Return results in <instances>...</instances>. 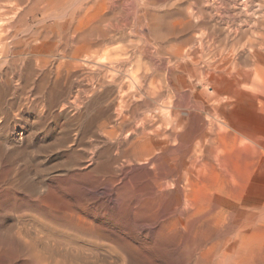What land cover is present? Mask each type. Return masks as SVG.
<instances>
[{
	"label": "bare ground",
	"instance_id": "bare-ground-1",
	"mask_svg": "<svg viewBox=\"0 0 264 264\" xmlns=\"http://www.w3.org/2000/svg\"><path fill=\"white\" fill-rule=\"evenodd\" d=\"M42 1L47 2V6L44 7V8H46V11H49L50 14H53V16L55 14L54 24H52L54 26L50 25L52 27H47L46 25H44L41 27L40 31L39 30L38 31L34 30L35 32H32V30L31 31H29V30L25 31L29 34L23 33L24 35H22L21 38H19L20 35L18 36L17 31H15L14 33L11 32V34L10 35L8 34L9 35L8 36L7 32L10 29L18 30V27L20 28L21 24L23 25L25 15L27 13H29V10H27V5L31 6L30 7L31 10L34 9V11L35 10L38 11V7L40 5H42V4H40L38 6V4ZM109 1L110 0H94L88 4H79V3H73V2H71V0H59V1L58 0H0V116L4 117L3 118L4 121L0 120V131H2V130L4 131V132L2 131L3 134L0 135V228L3 231H6L5 233H7V235L9 237H12L15 240L28 241L27 239L31 240V238L32 239L34 238L35 241L38 242L37 245H41V247L36 246L37 250L35 249V251L37 253L33 249H32L33 250V252H32V250H31L32 245L30 244V240L28 241V243L31 245V247H30V251L28 250V253L26 252L25 256L27 257V261L25 264H61V261L66 257H70V258L74 257V258H76L74 260L78 259L79 261L82 262V264H107V263L108 264H120V263L121 264H153V262L151 260L152 254L147 252V251L152 250V249H150V247L153 244L149 243L148 240L144 241V242H142L143 241L142 240L141 242H139L138 238H137L138 236L136 237V235H135V231L137 232V230L129 229L126 231V233L125 232L121 233L122 231L121 232L119 231L120 232L119 233L115 230L114 231L110 230L109 227H108L109 229H107L105 227L106 224L104 226L102 224L103 222L101 221L102 222L101 223L98 220V218L100 216L94 214L93 212H89V210L87 208L83 207V205L87 204V202H84V204H82V206H81V203L83 201H85L86 199L85 200L82 199V201H72V200H64L63 198L60 199V197L58 196L59 199L57 201L59 204H57L55 200H52V199L50 200V198H49L50 196H48V192H50V191L49 190L47 191V189H46L47 186L45 185V180H46L45 177H48L51 175H54V176L56 175V177L58 176V178H59L60 176H62L65 173H68V172H66V170H63L64 166H62L63 169H60L58 166H53V165L51 167H45L47 165L48 166L51 165V164H48L50 161L47 158L48 156H50V153H51L50 150L46 153H43V155L44 154L45 155L43 157L44 159L43 160L41 159L42 162L44 161V163L41 162L42 165H41V163L39 164V162L36 163V160H35L39 156V153L43 152L44 149L48 148L46 145H44V146L37 145L36 142L41 140L40 138L42 137V135H46V137H49L54 133L55 126H57V125H54V121L59 120L58 119L59 117L55 116V112L57 111V110L55 111V109L60 108V107L58 108V106L61 103V101L65 102V104L62 103L63 104L62 108L64 107L63 110H60L59 115L61 117L66 116L65 119L67 117L70 118V112L71 111L72 112L74 111V113H75L74 115H76L75 111L77 109V106H79V105H77V102L80 101L79 99H81V98L79 97V95L82 92L78 91L79 93H77L74 96L75 98L73 97L74 99L72 98L73 100H70L71 98H69V100H67L68 98L62 100L64 98L65 94L72 92L71 91L72 88L69 90L70 81L75 76L76 71L83 68V67L90 66V67H93L97 70L95 72H99L102 74L103 68L107 67L106 63H108L109 66L110 65L114 66L113 62H114L116 57H114L115 55H113V54L114 53L119 54V52L121 51V48H125L124 43H123L124 45L121 43L123 45V47H120L121 46L120 44L117 45L119 43L118 40L123 39L125 36L123 38L120 37V35L118 34V31L120 28H118L116 25H110V26H106V27L96 26L95 24H94L95 26L91 25L93 22H96L99 18V17L96 18V15L94 14V11L97 9V7H100V9L105 8L107 6V3H109ZM125 1H127V0H125ZM136 1H138V0H136ZM140 1H142V0H140ZM187 1H189V0H187ZM219 1H222V0H219ZM243 1H245V0H243ZM58 2H64V3H62V5L65 4L66 6L68 3L71 4L70 8H68V11H66L65 14H62V13L56 14V12L60 8V6L57 5ZM203 2H204V0H203ZM242 2H241V4H242ZM175 3H176V1H175ZM211 3H212V0H211ZM125 4H126V2H125ZM146 4L147 3H145L144 5H146ZM139 5L141 6L143 4L139 3ZM149 5H146V6H149ZM180 5H182V4L180 3L179 6ZM205 5L207 6V3H205ZM193 6H194V4H193ZM196 6H197V4H196ZM200 6H201V4H200ZM175 7H177V6L175 5ZM251 7H252V5H251ZM251 7H250V9H251ZM184 8H186V7H184ZM210 8H212V6H210ZM241 8H244V7L242 6ZM41 9H39L40 12H41ZM111 9H112V7H111ZM164 9L166 10V8H164ZM42 10H44V9H42ZM165 10H164V12H165ZM191 10H192V8H191ZM212 10H211V12H212ZM34 11H32V12H34ZM136 11H138V9ZM151 11H152V9H151ZM251 11H252V9H251ZM103 12H105V11H103ZM188 12H190V11H188ZM198 12H199V10L197 11V13ZM206 12H208V10ZM142 13H143V11H142ZM158 13L159 12H157V14ZM160 13H162V12H160ZM175 14H176V12H175ZM220 14H221V12H220ZM256 14H258V13H255L254 17H256L255 16ZM108 15H110V14H108ZM172 15H174V13ZM188 15H192V14L188 13ZM198 15H199V13H198ZM212 15H213V12H212ZM217 15H218V13H217ZM194 16H196V15H194ZM162 17H163V15H162ZM174 17H176V16H174ZM174 19L176 20V18H174ZM198 19H200V18H198ZM138 20L140 21L141 19H138ZM167 20L170 21V19H167ZM180 20H182V19H180ZM205 20H207V19H205ZM174 21H173V23H174ZM212 21H214V20H212ZM217 21L218 20H216L215 22H217ZM12 22H15V23L12 24ZM127 22H128V20H127ZM177 22L178 21H176V23ZM189 23L190 22H187V25H189ZM123 24L125 25V23H123ZM136 24H139V22L138 23L136 22ZM214 24H216V23H214ZM229 24H230V22H229ZM247 24H248V22H247ZM175 25H177V24H175ZM217 25H218V23H217ZM221 25H223V24H221ZM179 27H181V26H179ZM182 27H184V26H182ZM212 27H213V25H212ZM227 27H228V25H227ZM259 27L264 28V22L260 23ZM205 28L206 27H204L202 29H205ZM235 28L236 27L234 26V29ZM24 29H26V28H24ZM31 29H32V27H31ZM234 29H231V30H234ZM236 29H238V28H236ZM236 29H235V31H237ZM251 30H253V29H251ZM135 31H136V29H135ZM238 31H239V29H238ZM122 33H123V30H122ZM208 33H204V34L206 35ZM225 33H224L225 39L221 40V45L223 46L224 49H227V47L230 45H231L230 48L231 47L234 48L236 44L235 43L230 44L229 43V36H227ZM235 33H237V32H235ZM235 33H234V35H236ZM146 34H148V33H146ZM255 34L258 35L257 33H255ZM152 35H153V33H152ZM193 35L197 36V34H194V33H193ZM132 36L130 38H132ZM200 36H202V35H200ZM179 37H178V39H179ZM208 37L209 36H207L205 38H208ZM217 37L215 38V40L217 39ZM259 37L260 38H258L259 39L258 45L259 44L262 45V42L264 41V35H261ZM148 38H151V37L149 36ZM210 39H211L210 41L208 39H206V40H208L209 43H211L212 45L213 44L215 45L216 44L215 40H212V38H210ZM246 39H247V36H246ZM254 39L255 38H253V40ZM124 40H125V38H124ZM248 40H250V39L248 38ZM248 40H246L245 42H247ZM128 41H129V43L131 42L130 40H128ZM152 41L154 42L155 40H152ZM179 41H180V39H179ZM190 41L192 42L193 39L191 38ZM256 41H257V39H256ZM123 42H127V41H123ZM171 42H172V40H171ZM237 42L238 41H236V43ZM160 43L161 42L159 41V45H160ZM163 43H165V42H163ZM173 44H175V43L173 42ZM198 44H199V42H198ZM254 44H256V43H251L252 47H251V49H250V47L248 48V50L250 49L248 53L243 52L241 54V53L237 52V50H236L235 54L231 53L230 55H228V53H226L227 56H225V58H223L221 60V62L218 64V66H213V67H209L207 69H204L202 71V73H200V78L195 79V82H191V81L187 82L186 80H181L179 82V84L176 86L177 89L181 92H183L182 90L187 89V92L191 93L190 95L193 96L194 102L192 101L193 102L192 105H194V108H196L199 111L201 109L205 108L207 110V112L210 113V116H211V117L209 116L210 117L209 118L210 119L209 120L210 125H209L208 129L200 135V138H201L200 143L198 141V143L196 145L194 144L195 146L192 145V146H194L193 155L190 158L187 157L189 159L187 162L188 164H187V166L185 165L186 167H185V171L182 173L183 175L178 178V183H181L183 180H186V183L183 182L184 186H185V190H184L185 193L182 196L180 195V196L176 197L175 207H173L175 209L172 212L168 211L170 213H168V215L166 214V216H164L162 219H160L158 224H157L159 226V229H157V233H156L157 236L160 237L161 240L163 239L167 244H172L171 247H174V248L177 247L178 251L180 250V252L182 253L181 254L182 258L184 256L183 260L188 261L190 264H264V202L257 201L256 198L255 199L251 198L248 196L249 194L247 195L242 191V189L244 187V186L242 187V184L243 183L246 184L247 183L246 179L249 177L248 176L249 173L247 174V172H246L247 170H245V169L248 168V170H250L249 172L251 173V171H253V170H254V172H258L264 168V133L262 132V129H261L262 128L261 122H259V125H258L259 127H258L256 124H249L246 121L239 120L237 118L238 114L235 115L236 114L235 112H237L238 109L244 110L245 108H251L254 111L255 110L260 111L262 109V107H264V51L262 52L261 50H257V49L254 50V47H256V46H254ZM12 46H14L15 48L17 47V49L19 50L18 52H16L17 57L20 55H23L24 58L23 57L16 58L12 63V65L14 67L10 68L11 70H9V71L4 72L2 67L4 65L10 64L8 53L10 51L9 49H11ZM239 46L242 47L243 43H242V46L240 44H239ZM154 47H155V45H154ZM194 47L197 48L196 46H194ZM200 47H201V44H200L199 48ZM166 48H165V50H166ZM202 48H201V50H202ZM12 49H13V47H12ZM126 49H128V48H126ZM148 49H150V48H148ZM180 49H182V48H180ZM197 49H195V50H197ZM12 51H14V50H12ZM145 51H146V49H145ZM153 51H154V49H153ZM179 51H181V50H179ZM199 52L201 53V51H199ZM199 52L197 51V53H199ZM228 52H229V50H228ZM151 53H152V51H151ZM197 53H195V55ZM147 54H146V56H147ZM129 55H130V53H129ZM137 55H139V54H137ZM163 55H164V53H163ZM185 55H183V56L185 57ZM199 55L197 58H199L201 56V55L200 56ZM204 55H205V53H204ZM154 56H155V54H154ZM178 56L180 57L181 53ZM55 57H56V59H54ZM206 58H207V55H206ZM211 58L208 60H210V61L213 60ZM127 59H129V58H127ZM173 59H176V58H173ZM195 59L196 58H194V61H195ZM181 60H182V58L180 59V61ZM183 60H185V59H183ZM188 60H189V58H188ZM118 61H120V60H118ZM137 61H139L138 58H137ZM143 61H145V60H143ZM167 61H165V63ZM199 61H200V59H199ZM177 62H178V60H177ZM183 62H185V61H183ZM247 62H252V64L254 63L252 70L250 72L241 71L240 66L244 63H247ZM136 63H138V62H136ZM136 63L134 62L131 66L137 67L139 64H137V66H135ZM140 63H141V61H140ZM191 63H193V62H191ZM145 64L148 66V64L146 62H145ZM173 64H174V62H173ZM185 64H187V63H185ZM198 64H199V62H198ZM198 64H197V66H198ZM212 64L213 63H211V66H212ZM146 65H145V67H146ZM168 65H163V66L166 67ZM201 65L198 66L199 69H200ZM128 66H129V64H128ZM174 66L177 67V65H174ZM178 66H181V65H178ZM245 66H246V64H245ZM118 67H120V66H118ZM140 67H144V66H140ZM186 67H187V69L191 68L188 66H186ZM153 68H154V65H153ZM183 68L184 67H182L181 69H183ZM114 69H115V67H114ZM124 69H126V68H124ZM145 69L149 70V67L148 68L146 67ZM145 69L143 68V70H144V71H142L143 73L146 72ZM171 69H173V67ZM245 69H246V67H245ZM245 69H242V70H245ZM124 71L125 70H122V72H124ZM127 71H126V73H127ZM168 71H171V70H168ZM122 72H120V73H122ZM131 72H132V70H131ZM133 72H134V70H133ZM138 72H141V71H138ZM138 72H136V73L134 72V74L129 76L130 82L134 83L135 81H137L136 75ZM172 72H174V71L172 70ZM185 72L183 71V73H185ZM114 73H117V72H114ZM101 74L98 75V78L96 77L97 79L95 81V84L92 83L93 86L91 85V87H87V89L85 90V93L88 94V97H85V95H84L83 98L84 97L85 98L83 99L82 103H83L85 109H88V107L90 106L91 101H93V99L100 100V102H101V100H103L101 102L102 104L104 102L109 101L112 108H114V107L116 108L115 111H113L114 112L113 116L117 118L115 120L117 122H119V124L116 125L117 126L116 129L117 128L121 129L122 125L125 123V117H122V116H126V115H124L125 109L128 108V105H129L128 103L132 100V99L130 100V98H129L131 96V93H130L131 90L130 89H128V91L125 90L126 86H125L124 82L126 80L124 82H123V80H121L124 84L121 83V81L120 82L109 81L111 78H113L112 74L111 75L108 74L110 77H107L106 75H103V74L101 75ZM160 74H161V72H160ZM144 75H145V73H144ZM169 75H171V74H169ZM84 76H82V77H84ZM142 76H143V74L141 75V77ZM141 77H140V79L143 78V77L142 78ZM148 77H149V75H148ZM161 77H162V75H161ZM187 77H189V76H187ZM151 79H152V77H151ZM146 80H148V79H146ZM165 80H166V78L164 79V81ZM169 80L167 83L166 82H164V83L168 84L170 82ZM138 81H140V80H138ZM155 82H157V80ZM162 82L163 81H161L160 83H162ZM140 83H139V85H140ZM151 83H152V81H151ZM157 83H154L155 85L153 84V86H156ZM82 84H84V83H82ZM166 84H165V86H166ZM172 84H171V86H172ZM199 85L204 86V89H205L204 92L200 93L201 90L199 92V89H198V92L196 91V88ZM158 86L160 87L161 85L158 84ZM171 86H169V88ZM174 86H175V84H174ZM78 87H79V85H78ZM151 87H152V85H151ZM11 88L13 91H11ZM200 89H201V87H200ZM135 90L136 89H134L133 91H135ZM83 91H84V89H83ZM144 91H145V88H144ZM148 91H150V90H148ZM170 91H171V88H170ZM10 92H11V95L13 94V98L11 97L12 99L10 98ZM151 92L152 93H150V92H148V93H150V95H151V94H153V91H151ZM154 92H155V90H154ZM73 93L74 92H72V94ZM167 93H170V92H167ZM17 94H19V96ZM55 94H56V97H55ZM154 94H156V93H154ZM162 94H163V92H162ZM173 94H174V92H173ZM138 95H139V93H138ZM175 95H176V93H175ZM21 96H23V97H21ZM80 96H82V95H80ZM187 96H189V95L187 94ZM69 97H72V95ZM168 97H172V96H168ZM152 99H153V97H152ZM184 99H188V98H185V96H184ZM128 100H130V101L128 102ZM136 100H137V98H136ZM149 100L151 101V99H149ZM154 100L156 101V99H154ZM147 102H149V101H147ZM130 103L132 104V101ZM174 103H177V102H174ZM185 103H187V102H185ZM149 104L150 103H147V105H149ZM161 104H162V102H161ZM142 105H146V104L143 103ZM177 105H178V103H177ZM174 106H176V105H174ZM16 107H18L17 110H21L23 113L28 114V115L26 117L22 118L23 119L22 125L20 124L22 127V129L20 128L22 132L19 135L17 134L16 137H15V135L13 137L12 136L13 134H10V133H11V130L12 129L14 130L15 128H12L10 131H7V132L5 130H6V128L10 127V124L12 123L13 118H11V117L13 115V110ZM157 107L158 106H156L155 109ZM179 107H180V105H179ZM80 108H82V107H80ZM163 108H162V111L160 110L162 112L161 113L162 117H161V114L159 112H157L159 114L154 113V115H151L150 117L147 118V122L145 121L142 126L137 127L134 130L132 129L133 132H132L131 136L135 135V137H137L135 139L133 145L137 146V148L149 147L148 148L149 150H151V149L155 150V151H157V150L160 151V149L162 151L167 150L168 144H169L168 140L171 137V133L168 134L170 132L169 127L166 125V124H168V122H166L167 120L165 121L163 119L165 117H168V116H166L167 115L166 112L163 111L164 110ZM36 109H38V111L40 112L39 114L34 113V111ZM155 109H154V111H156ZM166 109L168 110L167 106H166ZM191 109H193V108H191ZM79 110H81V109H79ZM167 110H165V111H167ZM176 110H178V109H176ZM77 111H78V109H77ZM83 111L81 110L82 113H83ZM105 111L106 110H104V112ZM157 111H159V110H157ZM171 111H172V109H171ZM193 111H194V109H193ZM248 111H249V109H248ZM254 111H253L252 115L254 114ZM86 112H87V110H86ZM146 112H148V111H146ZM57 113H58V111H57ZM82 113L80 116L77 114L76 115V116H78L77 118L80 117L82 119V116H83ZM260 113L262 114V112H260ZM31 114H32V116H31ZM140 114H142V113H140ZM140 114H138V115H140ZM144 114L145 113L143 112V115ZM149 114L150 113L148 112V115ZM198 114H196V115H198ZM18 115H20V113ZM72 115H73V113H72ZM127 115L129 116V114H127ZM105 116H106V113H105ZM113 116L110 119H112ZM191 116H193V114ZM14 117L18 118L17 114ZM55 117H58L57 120L55 119ZM74 117L75 116H73V119H74ZM250 117H252V116H250ZM86 118H88V117H86ZM97 118H98V116H97ZM131 118L132 117H130V119ZM197 118H198V116H197ZM200 118H201V116H200ZM94 119L96 121V116ZM132 119H134V118H132ZM168 119H169V117H168ZM84 120L87 121V119H84ZM140 120H142V119L140 118ZM129 121L131 123V120H129ZM72 122L73 121L68 120V122L66 123V130L64 129V136H63L65 141L63 139L60 140V137H59L60 142L63 140L65 142L66 146H67V144L73 145L74 143L77 142V138L75 135H73V137H74V138H72L73 140L70 138V136H71L70 132H71L72 128L75 127V129H74L75 131L77 129L81 133L82 132L85 133L84 132L85 129H82L83 126L81 125V120L75 122L76 124L79 123L78 126L73 125ZM135 122H134V124H135ZM255 122H252V123H255ZM170 123H172V122L170 121ZM182 124H181V126H182ZM187 124H186V126H187ZM198 124L199 123L197 120L195 125H198ZM83 125H85V123ZM93 125H95V127H96V123ZM169 125H171V124H169ZM58 127H59V125H58ZM102 127H100V129H103ZM130 127H131V125H130ZM193 127L195 130L198 129L197 126L195 127L193 125ZM87 128L90 129L91 127L88 126ZM114 128H115V126H114ZM116 129H110L109 128V131L111 130V132H109V133H112L114 131L115 132L118 131V129L117 130ZM58 130H59V128H58ZM125 130H123V131H125ZM182 130H183V128H182ZM59 131H61V130H59ZM62 131H63V129H62ZM72 132H73V130H72ZM98 132H99V130H98ZM73 133L77 134V132H73ZM89 133H90V131H89ZM100 133H102V132H100ZM123 133L125 134L126 132H123ZM172 133H173V131H172ZM198 133H200V132H198ZM85 134H87V133H85ZM90 134H92V132ZM190 134H189V136H190ZM192 134H193V132H192ZM182 135H183V132H182ZM195 135H196V133H195ZM91 136H89V139ZM103 136H104V133H103ZM108 136H109V134H108ZM172 136H174V135H172ZM193 136H194V134H193ZM83 137L84 136H82L81 138L83 139ZM94 138H95V140L97 139L96 137H94ZM106 138H108V137H106ZM187 138H188V135H187ZM38 139H40V140H38ZM92 139H93V137H92ZM197 139H199V138H197ZM108 140H110V138H108ZM182 140H183V138H182ZM189 140H190V137H189ZM86 141H90V140L86 139ZM174 141H175V139H174ZM123 142H125V141L123 140L120 143H123ZM128 142L129 141H127V143ZM171 142L170 143L173 144V140ZM91 143H92V141H91ZM194 143H196V141H194ZM65 144H63V145H65ZM176 144H177V141H176ZM76 145H77V143H76ZM99 146H101V144ZM187 146H188V144H187ZM95 147L98 148V146H94V148L86 147V149L89 148L88 151L86 152V153H88L86 157L89 161L86 164L87 166L85 165V163L83 166H86L87 169H90L92 167L94 168L95 158L99 156V154H97ZM179 147H180V145H179ZM184 147L182 146V148H184ZM67 148H69L68 149V151H69L72 147L68 146ZM118 148L119 147L117 146V148H115V149H118ZM121 148L122 147H120L119 149H121ZM180 148H179V150H180ZM65 149H66V147H65ZM65 149H63V150L65 151ZM90 149L91 150L93 149L92 150L93 153ZM76 150H74V151H76ZM137 151L138 150L136 149L135 153ZM142 151H140V152H142ZM76 153H75V155H76ZM138 153H139V151H138ZM175 153L177 154V152H175ZM62 154H64V153H62ZM168 154H171L170 151L168 152ZM88 155H90V156H88ZM118 155H121V154L119 153ZM166 155H167V153H166ZM189 155H191L190 152H189ZM83 156H84V153H83ZM106 156H108V155H106ZM106 156H104V157H106ZM137 156H139V155H137ZM140 156H142V154ZM160 156H162V155H160ZM71 157H74V156H71ZM75 157H77V155ZM164 157L165 156H163L164 162L161 164L166 163ZM172 157H173V155H172ZM181 157H182V155H181ZM69 159L72 160L73 158H69ZM96 159H98V158H96ZM156 159H158V158H156ZM175 159H177V157ZM109 160H111V159H109ZM37 161H39V160L37 159ZM166 161H168V160H166ZM67 162H69V161H67ZM157 162H160V160L156 161L155 163H157ZM76 163H78V162H76ZM129 163H131V161H129ZM174 164H175V162H174ZM182 164H183V161H182ZM65 165H68V164H65ZM43 166L45 167V168H43L44 170L41 169V167H43ZM172 167H173V165H172ZM87 169H85V170H87ZM81 170H83V169H81ZM92 170L95 171V170H97V168L95 167ZM114 170L115 169H113V171ZM180 171H182V170H180ZM69 174H71V172H69ZM75 174L80 175L82 173H80V174L75 173ZM41 175H44V176L41 177ZM253 175L254 174H252V177H253ZM65 176L68 177V175H66V174H65ZM173 176H174V174H173ZM90 177L87 176V178H90ZM221 177H224V178H221ZM255 177L256 176H254L253 178H255ZM53 178H55V177H53ZM53 178H51V180ZM81 178L83 179L82 176H81ZM166 178H168V177H166ZM166 178H164V179H166ZM173 178H175V177H173ZM253 178H252V180H253ZM63 179H64V177H63ZM77 179L81 180L80 178H77ZM172 179H170V180H172ZM64 180L66 181V179H64ZM67 180L68 181L66 183L70 182L69 179H67ZM89 180H88V183H91L92 180L91 181H89ZM104 180H105V178H104ZM248 180H249V182L251 181V179H248ZM75 181H76V178H75L74 182ZM112 181L113 180L111 179L110 182L112 183ZM49 182H51V181L49 180ZM60 182L62 183V181H60ZM84 182H86V180ZM117 182H119V181L117 180L115 183L117 184ZM83 183H80V184L85 186ZM92 183H93V181H92ZM94 183H95V181H94ZM160 183H158V184H160ZM169 183L170 182H167V184H169ZM70 184L71 183H69L68 186H70ZM113 184H114V182H113ZM72 186L74 187V185H72ZM72 186H70L69 188H71ZM96 186H97V184H96ZM99 186L102 187L101 184ZM112 186L109 185L108 187H112ZM55 187H56V185H55ZM166 187L171 189L168 185ZM166 187H164V188H166ZM171 187H173V186H171ZM241 187H242V189H241ZM52 188H54L53 185H52ZM76 189H78V188H76ZM94 189H97V188H93V190ZM56 190H58V189H56ZM60 190H62V189H60ZM182 190L183 189L181 188V191ZM244 190H245V188H244ZM71 191H73V190H71ZM169 191H171V190H169ZM169 191H167V192H169ZM55 192L57 193V191H55ZM60 192L61 191L58 190V193H60ZM65 192H67V191H65ZM65 192H64V194H65ZM77 192H78V190H77ZM89 192H90V190H89ZM91 192H93V191H91ZM125 192H128V191H125ZM115 193H117V192H115ZM124 193H123V195H124ZM61 194H62V192H61ZM82 194H83V192H82ZM113 194H114V192L112 193V195ZM156 194H157V192H156ZM255 194H257V193H255ZM66 195H67V193H66ZM80 195H81V193H80ZM94 195H98V194L96 193ZM101 195H103V193ZM167 195L169 196V194H167ZM119 196H121V195H119ZM124 196H126V195H124ZM250 196H252V193ZM63 197H64V195H63ZM93 197H95V196H93ZM132 197L133 196H131V198ZM162 197H164V195ZM74 198L75 197H73V199ZM86 198H87V195H86ZM127 198L128 197L126 196V198L124 200L126 201ZM154 198H156V197H154ZM114 199L116 201L119 200L116 196L114 197ZM99 200H98V203H99ZM111 200H113V199H111ZM129 200H130V198H129ZM129 200H128V202L130 203ZM132 200H133V198H132ZM151 200H153L152 202H154V199H151ZM155 200H157V198ZM89 201H93V200L90 199ZM95 201H96V199H95ZM121 201H123V199ZM136 202H137V200H136ZM159 202H161V201H159ZM135 204H137V203H135ZM151 204H149V206H151ZM129 205L131 206V204H129ZM141 205H142V203H141ZM161 205H162V203H161ZM105 206L103 205V207H105ZM114 206H115V204H114ZM88 207H90V206H88ZM97 207L98 206H96V209H97ZM115 207H117V206H115ZM119 207L120 206L118 205V208ZM134 207H135V205H134ZM118 208H116V209H118ZM132 208H131V210H132ZM149 208H151V207H149ZM120 209L115 210V211H117V212L121 211ZM113 210H114V208H113ZM113 210H112V212H113ZM125 210H126V208H125ZM148 210L150 211V209H148ZM102 211H103V208H102ZM139 211L141 212V210H138V212ZM138 212H136V213H138ZM146 212H147V210H146ZM119 213H121V212H119ZM126 213H125V215H126ZM36 214H39L40 216L36 215ZM113 214H114V212H113ZM141 214L139 213V215H141V216H144V214L146 217L148 216V215H146V213L143 214L141 212ZM149 214H150V212H149ZM114 215H111V216H114ZM116 215H117V213H116ZM119 215H121V214H119ZM127 215H130V214L127 213ZM141 216H139V218ZM128 217L126 216L125 219L130 218V217L129 218ZM137 218H135L133 220L135 221V220H137ZM141 218H143V217H141ZM131 219H132V217H131ZM143 219H145V218H143ZM113 220H114V218H113ZM118 220H119V216H118ZM122 220H123V218H122ZM116 221H117V219H116ZM123 221H126V220H123ZM139 221H137V222H139ZM146 221H148V220H146ZM127 222H125V223H127ZM129 222H128V224H129ZM121 223H122V221H121ZM146 223L144 221V224H146ZM117 225H119V224H117ZM142 225L140 228H142ZM157 225H153V226L157 227ZM136 226H137V224H136ZM145 226H144V228H145ZM137 228L138 227H136V229ZM152 228L153 227H151V229ZM138 230H139V228H138ZM154 231H155V228H154ZM144 232H145V230H144ZM148 232H151V231H149V229H148ZM151 234H149V235L152 236ZM2 235H3V233H2ZM2 237L4 238V235ZM3 238H2V240H3ZM136 240H137L139 245L136 244ZM31 241L35 243V241H33V240H31ZM151 241H153V240H151ZM19 243H20V241H19ZM25 243L26 242H24V243L22 242L21 245L22 244L24 245ZM155 244H156V242H155ZM19 245L20 244H18V245L16 244V246H19ZM161 245H162V242H161ZM163 245H165L164 242H163ZM29 246H27V247H29ZM167 246L169 247V245H167ZM27 247H25L24 249L26 250ZM17 248H19V247H17ZM20 248H22V250H24L23 246ZM163 248L165 249V247H163ZM172 249L170 248L169 251ZM19 250H21V249H19ZM176 250L174 249L173 251L177 252ZM171 253H173V252L171 251ZM52 254L53 255L57 254L60 257L63 256L64 258L60 259L58 256V259H55L56 257L53 256ZM153 254H154V252H153ZM173 254L176 255L175 253H173ZM166 255H167V253H166ZM169 255L170 254H168V256ZM155 256H153V257H155ZM161 257H162V255H161ZM160 259H162V258H159V260ZM176 259H177V257H176ZM65 260H64V262H65ZM66 261H68V259ZM162 261H163V259H162ZM64 262H63V264H64ZM70 262L72 263L73 259ZM81 262H80V264H81ZM71 263H69V264H71ZM162 263H164V262H162ZM175 263H177V262H175ZM78 264H79V262H78ZM157 264H159V263L157 262Z\"/></svg>",
	"mask_w": 264,
	"mask_h": 264
},
{
	"label": "rangeland",
	"instance_id": "rangeland-1",
	"mask_svg": "<svg viewBox=\"0 0 264 264\" xmlns=\"http://www.w3.org/2000/svg\"><path fill=\"white\" fill-rule=\"evenodd\" d=\"M59 1V0H58ZM92 1H94V0H71V2H73V3H79V4H88V3H90V2H92ZM112 1V2H111ZM139 1V2H138ZM138 1H136V0H127V1H125V0H110L109 1V3H107V6L105 7V8H101L100 9V7H97V9L94 11V14L96 15V18H98V20L96 21V22H93L91 25H96V26H101V27H106V26H110V25H116L118 28H120L119 29V31H118V34L120 35V37L121 38H123L124 36V38H125V40H124V38L123 39H121V40H118V44L117 45H121L120 47H123V45H124V47L125 48H121V51L119 52V54L118 53H114L113 55H115L114 57H116L115 58V60H114V62H113V64H114V66L112 67L111 65L109 66V64L108 63H106L107 64V67L105 68H103V75H106L107 77H110L109 75H113V78H111L109 81H115V82H120L121 80H123V82L125 83V90L126 91H128V89H130L129 91H130V93H131V96L129 97L130 98V100L132 101V104L130 103L131 101L130 100H128V108L127 109H125V112H124V115H126V116H122V117H125V123L122 125V128L121 129H118V131H114V132H112V133H109V132H111V130L109 131V128L110 129H116V125L117 124H119V122H117L115 119H117L116 117H114L113 115H114V112L113 111H115V107L114 108H112V106H111V104L109 103V101H107V102H104L103 104L101 103L103 100H101V102H100V100H95V99H93V101H91V104H90V106L88 107V109H85V107H84V105H83V99L85 98V97H88V94H86L85 93V90L87 89V87H91V85L93 86V84H95V81H96V79L98 78V75L99 74H101V73H99V72H95V71H97L95 68H93V67H90V66H88V67H83V68H81V69H79V70H77L76 71V74H75V76L73 77V79H71V81H70V88H69V90L71 89V91L72 92H74L73 94H72V92H70V93H67V94H65V96H64V98L62 99V100H64V99H67V100H69V98H71L70 100H73L75 97V95L77 94V93H79L78 91H80V92H82V93H80V95H82V96H80L79 95V97L82 99H79L80 101L79 102H77V105H79V106H77V109H78V111H77V109H76V115L78 114L79 116L81 115V110L83 111V113H82V119L79 117V118H77L78 116H76V115H74L75 113H74V111L72 112L71 110V112L73 113V115H72V113L70 112V118H66L65 119V117L66 116H64V117H61L59 114H60V110H63V108H62V106H63V104L62 103H64L65 104V102H63V101H61V103L59 104V106H58V108L59 109H55V111L57 110L58 111V113H57V111L55 112V116H58V117H55V119L57 120V118L59 119V120H57V121H54V125H57V126H55V131H54V133L51 135V136H49V137H46V135H42V137L40 138V139H38V140H40V141H37L36 143H37V145H41V146H44V145H46L48 148H46V149H44L43 150V152H41V153H39V156L37 157V159L39 160V161H37V159H35L36 160V163H38L39 162V164L42 162V160L44 159L43 157H44V155H43V153H46V152H48L49 150H50V156H48L47 158L49 159V163L48 164H51V165H47V166H45V167H51L52 165L53 166H58L60 169H63V167L62 166H64V169L63 170H66V172H68V173H65L66 175H68V177H66L65 176V174H63L62 176H60L59 178H58V176L56 177V175L54 176V175H51V176H48V177H45V185L47 186L46 187V189H47V191L49 190L50 192H48V196H50L49 198H50V200L52 199V200H55L56 201V203L57 204H59L58 203V199H59V197H60V199H64V200H72V201H82V199L83 200H85V201H83L82 203H81V206H82V204H84V202H87V204H84L83 205V207H85V208H87L88 210H89V212H93L94 214H96V215H98V216H100L99 218H98V220L105 226V224H106V228L107 229H109L110 228V230H112V231H117V232H121V233H126V231L127 230H129V229H133V230H137V232L135 231V235H136V237L138 238V241L139 242H141L142 240V242H144V241H147L148 240V242L149 243H151V244H153L151 247H150V249H152V250H150V251H147V252H149V253H151L152 254V256H151V260H152V262H153V264L155 263V264H157V262L159 263V264H161L162 262H164V263H162V264H190L188 261H186V260H183L184 259V256H183V258H182V256H181V252H180V250L178 251V248L177 247H171V245L172 244H167L163 239L161 240V238L160 237H158L157 236V229H159V226L157 225L158 224V222H159V220L160 219H162L164 216H166V214L168 215V213H170V212H168V211H173L175 208H173V207H175V203H176V197H178V196H182L185 192H184V190H185V186H184V183H186V180H183L181 183H178V178L180 177V176H182L183 174V172L185 171V167L187 166V162H188V158H190L192 155H193V150H194V146L198 143V141H199V143H200V141H201V138H200V135L202 134V133H204L207 129H208V127H209V118L211 117L210 116V113H208L207 112V110L205 109V108H203V109H201L200 111L199 110H197L196 108H194V105H192L193 104V96L192 95H190L191 93L190 92H187V89L186 90H182L183 92H181V91H179L178 89H177V85L179 84V82L181 81V80H186L187 82L189 81H191V82H195V79H199L200 78V73H202V71L204 70V69H207V68H209V67H213V66H218V64L221 62V60L223 59V58H225V56H227V54L226 53H228V55H230L231 53H233V54H235L236 53V50H237V52H239V53H243V52H249V50L251 49V43H256V44H254V46H256V47H254V50H261L262 52L264 51L263 49V47H264V41L262 42V45H258V38H260L259 36H261V35H264V28H262V27H259V24L260 23H263L264 22V0H245V1H241V0H222V1H219V0H212V3H211V0H204V2L205 3H207V6L205 5V3L203 2V0L201 1V0H189V1H187V0H142V1H140V0H138ZM170 1V2H169ZM172 1V2H171ZM175 1H176V3H175ZM194 1V2H193ZM237 1V2H236ZM251 1V2H250ZM65 2V1H64ZM64 2H58V4L57 5H59L60 6V8H59V10L56 12V14L58 13V14H65V12L66 11H68V8H70V3H68L67 4V6L65 5V4H63L62 5V3H64ZM125 2H126V4H125ZM136 2V3H135ZM142 2V3H141ZM179 2V3H178ZM186 2V3H185ZM190 2V3H189ZM193 2V3H192ZM196 2V3H195ZM240 2V3H239ZM241 2H242V4H241ZM245 2V3H244ZM123 3V4H122ZM139 3L140 4H143V5H139ZM145 3H147L146 5H149V6H146V5H144ZM182 4V5H180L179 6V4ZM184 3V4H183ZM221 3V4H220ZM227 3V4H226ZM252 3V4H251ZM40 4H42V5H40ZM193 4H194V6H193ZM196 4H197V6H196ZM200 4H201V6H200ZM204 4V5H203ZM216 4V5H215ZM244 4V5H243ZM247 4V5H246ZM249 4V5H248ZM40 5V6H39ZM110 5V6H109ZM139 5V6H138ZM159 5V6H158ZM164 5V6H163ZM175 5L177 6V7H175ZM185 5V6H184ZM188 5V6H187ZM251 5H252V7H251ZM38 6L40 7H38V11L37 10H35L34 11V9H32L31 10V6H29V5H27V10H29V13H27L26 15H25V19H24V23H23V25L21 24V26H20V28L18 27V30H15V29H10L8 32H7V35L9 34H11V32L12 33H14L15 31H17L18 32V36H19V38H21L22 37V35H24V34H29V33H27V32H25V31H31L32 30V32H35L36 30L38 31H40V29H41V27L42 26H44V25H46L47 27H52V26H54V25H52V24H54V17H55V14H54V16H53V14H50V12L49 11H46V8H44L45 6H47V2L46 1H42V2H40L39 4H38ZM191 6V7H190ZM210 6H212V8H210ZM222 6V7H221ZM244 7V8H241V7ZM110 7V8H109ZM111 7H112V9H111ZM148 7V8H147ZM159 7V8H158ZM161 7V8H160ZM184 7H186V8H184ZM198 7V8H197ZM200 7V8H199ZM207 7V8H206ZM250 7H251V9H252V11H251V9H250ZM44 9V10H42V9ZM107 8V9H106ZM143 8V9H142ZM155 8V9H154ZM157 8V9H156ZM164 8H166V10L164 9ZM175 8V9H174ZM190 8V9H189ZM191 8H192V10H191ZM196 10H195V9ZM39 9H41V12H40V10ZM116 9V10H115ZM138 9V11H136ZM151 9H152V11H151ZM214 11H213V10ZM227 11H226V10ZM242 9V10H241ZM244 9V10H243ZM31 10V11H30ZM99 10V11H98ZM118 10V11H117ZM125 10V11H124ZM155 10V11H154ZM164 10H165V12H164ZM172 10V11H171ZM174 10V11H173ZM199 10V15H198V13H197V11ZM202 10V11H201ZM208 10V12H206V11ZM211 10H212V12H213V15H212V12H211ZM241 10V11H240ZM32 11H34V12H32ZM103 11H105V12H103ZM114 11V12H113ZM142 11H143V13H142ZM188 11H190V12H188ZM201 11V12H200ZM218 11V12H217ZM246 11V12H245ZM251 11V12H250ZM254 11V12H253ZM263 11V12H262ZM31 12V13H30ZM44 12V13H43ZM157 12H159L158 14H157ZM160 12H162V13H160ZM168 12V13H167ZM170 12V13H169ZM175 12H176V14H175ZM179 12V13H178ZM194 12V13H193ZM220 12H221V14H220ZM224 12V13H223ZM250 12V13H249ZM262 12V13H261ZM137 13V14H136ZM174 13V15H172ZM188 13L190 14H192V15H188ZM197 13V14H196ZM217 13H218V15H217ZM255 13H258V14H256L255 16L256 17H254V14ZM46 14V15H45ZM48 14V15H47ZM101 14V15H100ZM108 14H110V15H108ZM129 14V15H128ZM187 14V15H186ZM263 14V15H262ZM106 15V16H105ZM128 15V16H127ZM162 15H163V17H162ZM194 15H196V16H194ZM198 15V16H197ZM49 16V17H48ZM174 16H176V17H174ZM185 16V17H184ZM214 16V17H213ZM28 17V18H27ZM36 17V18H35ZM48 17V18H47ZM133 17V18H132ZM136 17V18H135ZM148 17V18H147ZM166 17V18H165ZM178 17V18H177ZM191 17V18H190ZM193 17V18H192ZM195 17V18H194ZM216 17V18H215ZM220 17V18H219ZM43 18V19H42ZM154 18V19H153ZM164 18V19H163ZM174 18H176V20L174 19ZM190 18V19H189ZM197 18V19H196ZM198 18H200V19H198ZM210 18V19H209ZM215 18V19H214ZM255 18V19H254ZM260 18V19H259ZM137 19V20H136ZM138 19H141L140 21L138 20ZM148 19V20H147ZM163 19V20H162ZM167 19H170V21L169 20H167ZM173 19V20H172ZM179 19V20H178ZM180 19H182V20H180ZM188 19V20H187ZM193 19V20H192ZM196 19V20H195ZM205 19H207V20H205ZM254 19V20H253ZM45 20V21H44ZM126 20V21H125ZM127 20H128V22H127ZM172 20V21H171ZM175 20V21H174ZM186 20V21H185ZM191 20V21H190ZM211 20V21H210ZM212 20H214V21H212ZM216 20H218L217 22H215ZM35 23H34V22ZM43 21V22H42ZM143 23H142V22ZM147 21V22H146ZM173 21H174V23H173ZM176 21H178L177 23H176ZM221 21V22H220ZM41 22V23H40ZM45 22V23H44ZM136 22L138 23L139 22V24H136ZM185 22V23H184ZM187 22H190L189 23V25H187ZM229 22H230V24H229ZM244 22V23H243ZM247 22H248V24H247ZM13 23H15V22H12V24ZM32 23V24H31ZM44 23V24H43ZM123 23H125V25L123 24ZM173 23V24H172ZM180 25H179V24ZM214 23H216V24H214ZM217 23H218V25H217ZM223 24V25H221V24ZM251 23V24H250ZM175 24H177V25H175ZM185 24V25H184ZM243 24V25H242ZM250 24V25H249ZM34 25V26H33ZM50 25H52V26H50ZM94 25V26H95ZM131 25V26H130ZM133 25V26H132ZM159 25V26H158ZM170 25V26H169ZM212 25H213V27H212ZM227 25H228V27H227ZM233 25V26H232ZM250 27H249V26ZM37 26V27H36ZM128 26V27H127ZM179 26H181V27H179ZM182 26H184V27H182ZM186 26V27H185ZM234 26L236 27V28H238L239 29V31H238V29H236L237 31H235V29H234ZM248 26V27H247ZM31 27H32V29H31ZM132 27V28H131ZM134 27V28H133ZM169 27V28H168ZM204 28V27H206L205 29H202V28ZM215 27V28H214ZM227 27V28H226ZM24 28H26V29H24ZM145 28V29H144ZM213 28V29H212ZM242 30H241V29ZM244 28V29H243ZM253 29V30H251V29ZM126 29V30H125ZM132 29V30H131ZM135 29H136V31H135ZM212 29V30H211ZM229 29V30H228ZM231 29H234V30H231ZM24 30V31H23ZM35 30V31H34ZM122 30H123V33H122ZM186 30V31H185ZM201 30V31H200ZM224 30V31H223ZM22 31V32H21ZM146 33H148V34H146ZM149 31V32H148ZM161 31V32H160ZM176 31V32H175ZM205 31V32H204ZM207 31V32H206ZM141 32V33H140ZM179 32V33H178ZM194 34H197V36L196 35H193V33ZM209 32V33H208ZM218 34H217V33ZM226 32V33H225ZM231 32V33H230ZM235 32H237V33H235ZM24 33V34H23ZM144 33V34H143ZM152 33H153V35H152ZM187 33V34H186ZM192 33V34H191ZM204 33H208V34H204ZM224 33L227 35V36H229V43L230 44H232V43H235L236 45H235V47L233 48V47H231L230 48V46H228L227 47V49H224L223 48V46L221 45V40H223V39H225L224 37H225V35H224ZM234 33L238 36H236V35H234ZM255 33H257L258 35H256ZM130 34V35H129ZM139 36H138V35ZM162 34V35H161ZM8 35V36H9ZM133 35V36H132ZM149 37H151V38H148L147 36ZM175 35V36H174ZM183 35V36H182ZM200 35H202V36H200ZM256 35V36H255ZM127 36V37H126ZM132 36V38H130ZM153 36V37H152ZM180 36V37H179ZM187 36V37H186ZM189 36V37H188ZM207 36H209L208 38H205V37H207ZM214 38H213V37ZM218 36V37H217ZM231 36V37H230ZM246 36H247V39H246ZM258 36V37H257ZM178 37H179V39H180V41H179V39H178ZM185 37V38H184ZM217 37V41L215 40V38ZM234 39H233V38ZM251 37V38H250ZM130 38V39H129ZM154 38V39H153ZM176 38V39H175ZM184 38V39H183ZM191 38L193 39V41L191 42L190 40H191ZM200 40H199V39ZM210 38H212V40H215V42H216V44L213 46L211 43H209V41L211 40ZM220 38V39H219ZM232 38V39H231ZM238 38V39H237ZM248 38L250 39V40H248ZM253 38H255L254 40H253ZM130 40L131 42L129 43V41L128 40ZM146 39V40H145ZM206 39H208V40H206ZM248 40L247 42H245L246 40ZM256 39H257V41H256ZM152 40H155L154 42L152 41ZM171 40H172V42H171ZM232 40V41H231ZM122 41V42H121ZM123 41H127V42H123ZM137 41V42H136ZM158 41V42H157ZM159 41L161 42L160 43V45H159ZM199 42V44H198V42ZM236 41H238L237 43H236ZM255 41V42H254ZM163 42H165V43H163ZM170 42V43H169ZM173 42L175 43V44H173ZM205 42V43H204ZM243 43V46H242V43ZM251 42V43H250ZM123 45H122V44ZM209 43V44H208ZM247 43V44H246ZM129 44V45H128ZM153 46H152V45ZM162 44V45H161ZM167 44V45H166ZM200 44H201V47L199 48V46H200ZM204 44V45H203ZM208 44V45H207ZM239 44L242 46V47H240L239 46ZM154 45H155V47H154ZM159 45V46H158ZM173 45V46H172ZM178 45V46H177ZM206 45V46H205ZM248 45V46H247ZM258 45V46H257ZM143 46V47H142ZM158 46V47H157ZM180 46V47H179ZM194 46H196L197 48H195ZM216 46V47H215ZM12 47H13V49H12ZM11 47V49H9L10 51H9V53H8V56H9V60H10V64H7V65H4L3 67H2V69H3V71L4 72H6V71H9V70H11L10 68H13L14 66L12 65V63H13V61L16 59V58H21V57H23L24 58V56L23 55H20V56H18L17 57V55H16V52H18L19 50L17 49V47L15 48L14 46H12ZM167 47V48H166ZM177 47V48H176ZM189 47V48H188ZM203 47V48H202ZM213 47V48H212ZM220 47V48H219ZM222 47V48H221ZM240 47V48H239ZM250 47V49L248 50V48ZM260 47V48H259ZM126 48H128V49H126ZM130 48V49H129ZM132 48V49H131ZM137 48V49H136ZM143 48V49H142ZM148 48H150V49H148ZM160 48V49H159ZM165 48H166V50H165ZM180 48H182V49H180ZM188 48V49H187ZM197 49V50H195V49ZM201 48H202V50H201ZM208 50H207V49ZM210 48V49H209ZM212 48V49H211ZM236 48V49H235ZM17 49V50H16ZM126 49V50H125ZM145 49H146V51H145ZM152 49V50H151ZM153 49H154V51H153ZM164 49V50H163ZM204 49V50H203ZM217 49V50H216ZM221 49V50H220ZM12 50H14V51H12ZM134 50V51H133ZM179 50H181V51H179ZM186 50V51H185ZM210 50V51H209ZM215 50V51H214ZM220 50V51H219ZM228 50H229V52H228ZM253 50V49H252ZM151 51H152V53H151ZM166 51V52H165ZM169 51V52H168ZM179 51V52H178ZM197 51L199 52V51H201V53L199 52V53H197ZM213 51V52H212ZM233 51V52H232ZM15 52V53H14ZM126 54H124V53ZM130 53V55H129V53ZM150 54H149V53ZM154 52V53H153ZM177 52V53H176ZM188 52V53H187ZM194 52V53H193ZM223 52V53H222ZM148 53V54H147ZM163 53H164V55H163ZM181 53V56L179 57L178 55ZM184 53V54H183ZM195 53H197L196 55H195ZM204 53H205V55H204ZM211 53V54H210ZM217 53V54H216ZM118 54V55H117ZM124 54V55H123ZM137 54H139V55H137ZM146 54H147V56H146ZM154 54H155V56H154ZM174 54V55H173ZM185 55V57L183 56V55ZM201 56H200V55ZM210 54V55H209ZM220 54V55H219ZM224 54V55H223ZM226 54V55H225ZM123 55V56H122ZM136 55V56H135ZM198 55L200 56L199 58H197L198 57ZM206 55H207V58H206ZM223 55V56H222ZM135 58H134V57ZM146 56V57H145ZM168 56V57H167ZM177 56V57H176ZM192 56V57H191ZM205 56V57H204ZM217 56V57H216ZM220 56V57H219ZM123 57V58H122ZM126 57V58H125ZM133 57V58H132ZM138 58V60L139 61H137V58ZM170 57V58H169ZM187 57V58H186ZM205 59H204V58ZM212 57V58H211ZM215 57V58H214ZM120 58V59H119ZM125 58V59H124ZM127 58H129V59H127ZM152 58V59H151ZM173 58H176L177 60H178V62H177V60L176 59H173ZM182 58V60L183 59H185V60H183V61H185V62H183L182 60V62L180 61V59ZM188 58H189V60H188ZM194 58H196L195 59V61H194ZM202 58V59H201ZM213 59V60H208V59ZM217 58V59H216ZM54 59H56V57L54 58ZM199 59H200V61H199ZM216 61H215V60ZM118 60H120V61H118ZM123 60V61H122ZM125 60V61H124ZM131 60V61H130ZM143 60H145V61H143ZM155 60V61H154ZM168 60V61H167ZM130 61V62H129ZM133 61V62H132ZM140 61H141V63L143 64H141L140 63ZM150 61V62H149ZM154 61V62H153ZM160 61V62H159ZM164 61V62H163ZM165 61H167L166 63H165ZM136 63V62H138V63H136V65L135 66H137V64H139L137 67H134V66H131L133 63ZM145 62L148 64V66L145 64ZM156 62V63H155ZM173 62H174V64H173ZM191 62H193V63H191ZM198 62H199V64L201 65V67H200V69H199V67L198 66H200L199 64H198ZM215 62V63H214ZM161 63V64H160ZM177 63V64H176ZM185 63H187V64H185ZM211 63H213L212 64V66H211ZM217 63V64H216ZM128 64H129V66H128ZM159 64V65H158ZM169 64V65H168ZM196 64V65H195ZM197 64H198V66H197ZM209 66H208V65ZM245 64H246V66H245ZM254 64V63H253ZM253 64H252V62H247V63H244V64H242L241 66H240V70L241 71H243V72H250L251 70H252V68H253ZM145 65H146V67L148 68L149 67V70L148 69H145L146 67H145ZM153 65H154V68H153ZM163 65H168V66H163ZM174 65H177V67L176 66H174ZM178 65H183L182 67H184L183 69H181L182 67L181 66H178ZM118 66H120V67H118ZM127 66V67H126ZM140 66H144V67H140ZM163 66V67H162ZM186 66H188V67H191V68H188L187 69V67ZM110 67V68H109ZM114 67H115V69H114ZM117 67V68H116ZM161 67V68H160ZM168 67V68H167ZM173 67V69H171ZM205 67V68H204ZM243 67V68H242ZM245 67H246V69H245ZM121 68V69H120ZM124 68H126V69H124ZM142 68V69H141ZM143 68L145 69V71L146 72H144L145 73V75H144V73L142 72V71H144L143 70ZM170 68V69H169ZM180 68V69H179ZM139 69V70H138ZM141 69V70H140ZM179 69V70H178ZM242 69H245V70H242ZM108 70V71H107ZM122 70H125L124 72H122ZM128 70V71H127ZM131 70H132V72H131ZM133 70H134V72L136 73V72H138V71H141V72H138L137 73V77H136V79H137V81H135L134 83H132V82H130V78H129V76L130 75H132V74H134V72H133ZM136 70V71H135ZM138 70V71H137ZM168 70H171V71H168ZM172 70L174 71V72H172ZM181 70V71H180ZM86 71V72H85ZM90 71V72H89ZM126 71H127V73H126ZM183 71L185 72V73H183ZM82 72V73H81ZM114 72H117V73H114ZM120 72H122V73H120ZM160 72H161V74H160ZM78 73V74H77ZM81 73V74H80ZM114 73V74H113ZM159 73V74H158ZM192 73V74H191ZM101 74V75H102ZM109 74V75H108ZM127 74V75H126ZM143 74V78L141 77V75ZM153 76H152V75ZM164 74V75H163ZM169 74H171V75H169ZM175 74V75H174ZM180 74V75H179ZM80 75V76H79ZM85 75V76H84ZM140 75V76H139ZM148 75H149V77H148ZM161 75H162V77H161ZM193 75V76H192ZM79 76V77H78ZM82 76H84V77H82ZM160 76V77H159ZM171 78H170V77ZM187 76H189V77H187ZM97 77V78H96ZM139 77V78H138ZM140 77L142 78V79H140ZM148 77V78H147ZM151 77H152V79H151ZM159 77V78H158ZM76 78V79H75ZM161 78V79H160ZM166 78V80L164 81V79ZM146 79H148V80H146ZM157 80V82H155L156 80ZM159 79V80H158ZM170 79V80H169ZM179 81H178V80ZM193 79V80H192ZM87 80V81H86ZM90 80V81H89ZM138 80H140V81H138ZM142 80V81H141ZM168 80L170 81L168 84H166L167 82H168ZM129 83H128V82ZM147 81V82H146ZM151 81H152V83H151ZM154 81V82H153ZM161 81H163L162 83H160ZM9 82V81H8ZM122 81H121V83H123ZM141 82V83H140ZM149 82V83H148ZM164 82H166V83H164ZM75 83V84H74ZM77 83V84H76ZM82 83H84V84H82ZM89 83V84H88ZM93 83V84H92ZM123 83V84H124ZM139 83H140V85H139ZM154 83H157V85L156 86H153V84ZM172 84V86H171V84ZM73 84V85H72ZM158 84L159 85H161L160 87L158 86ZM165 84H166V86H165ZM174 84H175V86H174ZM78 85H79V87H78ZM135 85V86H134ZM151 85H152V87H151ZM155 85V84H154ZM82 86V87H81ZM145 86V87H144ZM169 86H171L170 88H171V91H170V88H169ZM76 87V88H75ZM128 87V88H127ZM130 87V88H129ZM135 87V88H134ZM156 87V88H155ZM163 87V88H162ZM174 87V88H173ZM200 87H201V89H200ZM144 88H145V91H144ZM79 89V90H78ZM83 89H84V91H83ZM134 89H136L135 91H133ZM153 89V90H152ZM162 89V90H161ZM169 89V90H168ZM173 89V90H172ZM198 89H199V92H200V90H201V92L200 93H202V92H204V86H202V85H199V86H197V88H196V91L198 92ZM148 90H150V91H148ZM154 90H155V92H154ZM158 90V91H157ZM167 90V91H166ZM11 91H13L12 90V88H11ZM141 91V92H140ZM151 91H153V94L154 93H156V94H151L150 95V93H152ZM76 92V93H75ZM146 92V93H145ZM148 92H150V93H148ZM162 92H163V94H162ZM167 92H170V93H167ZM173 92H174V94H173ZM181 92V93H180ZM138 93H139V95H138ZM175 93H176V95H175ZM20 94V93H19ZM19 94H17L18 96H19ZM145 94V95H144ZM147 94V95H146ZM168 94V95H167ZM175 96H173V95ZM187 94L189 95V96H187ZM72 95V97H69V96H71ZM85 95V97L83 98V96ZM137 95V96H136ZM150 95V96H149ZM161 95V96H160ZM134 96V97H133ZM149 96V97H148ZM153 97V99H152V97ZM168 96H172V97H168ZM184 96H185V98H188V99H184ZM187 96V97H186ZM13 98V94L11 95V92H10V98ZM21 97H23V96H21ZM55 97H56V94H55ZM74 97V98H73ZM137 98V100H136V98ZM157 97V98H156ZM177 97V98H176ZM11 98V99H12ZM73 98V99H72ZM93 98V97H92ZM140 98V99H139ZM145 98V99H144ZM149 99H151V101L149 100ZM154 99H156V101L154 100ZM160 99V100H159ZM144 100V101H143ZM149 101V102H147V101ZM153 100V101H152ZM159 102H158V101ZM162 100V101H161ZM177 100V101H176ZM11 101V100H10ZM155 101V102H154ZM173 101V102H172ZM187 102V103H185V102ZM193 101V102H192ZM157 102V103H156ZM161 102H162V104H161ZM174 102H177L178 103V105H177V103H174ZM97 103V104H96ZM146 104V105H142V104ZM147 103H150L149 105H147ZM191 105H190V104ZM62 104V105H61ZM141 104V105H140ZM182 104V105H181ZM172 105V106H171ZM174 105H176V106H174ZM179 105H180V107H179ZM133 106V107H132ZM146 106V107H145ZM149 106V107H148ZM156 106H158L156 109H155V107ZM165 106V107H164ZM166 106L168 107V110L166 109ZM188 108H187V107ZM193 106V107H192ZM80 107H82V108H80ZM139 107V108H138ZM154 107V108H153ZM164 107V108H163ZM177 107V108H176ZM17 108L18 107H16V108H14V110H13V115H12V117L11 118H13L12 119V123L10 124V127H8V128H6V132L7 131H10L12 128H15L14 130L12 129L11 130V133L10 134H13L12 136L14 137V135H15V137H16V135L18 134H20L22 131H21V129H22V127H21V125H22V118L23 117H26L28 114H25V113H23L21 110H17ZM144 108V109H143ZM160 108V109H159ZM162 108L164 109L163 111L164 112H166V116H168L169 117V119H168V117H165V118H163L166 122H168V124H166L168 127H169V133L168 134H170L171 133V137L169 138V144H168V148H167V150H165V151H162L161 149H160V151L159 150H157V151H155V150H149L148 148L149 147H144V148H141V147H139V148H137V146H135V145H133L134 144V141H135V139L137 138V137H135V135H133V136H131L132 135V132H133V130L134 129H136L137 127H140V126H142L143 125V123L146 121L147 122V118L148 117H150L151 115H154V113H156V114H161L162 112ZM191 108H193L194 109V111H193V109H191ZM79 109H81V110H79ZM103 109V110H102ZM139 109V110H138ZM154 109L156 110V111H154ZM171 109H172V111H171ZM176 109H178V110H176ZM187 109V110H186ZM247 109V110H246ZM248 109H249V111H248ZM86 110H87V112H86ZM104 110H106L105 112H104ZM112 110V111H111ZM144 110V111H143ZM148 111L150 114L148 115V112H146V111ZM157 110H159V111H157ZM161 110V111H160ZM165 110H167V111H165ZM253 109H251V108H245L244 110L243 109H238L237 110V112H235L236 114L235 115H237L236 117L239 119V120H243V121H246L247 123H249V124H256L257 126L259 125V122H261L262 123V132L264 133V107H262V109L260 110V111H254V114L252 115V113H253V111H252ZM16 111V112H15ZM21 111V112H20ZM36 111V112H35ZM34 111V113L35 114H39L40 112L38 111V109H36ZM80 111V112H79ZM101 113H100V112ZM110 111V112H109ZM181 111V112H180ZM187 111V112H186ZM247 111V112H246ZM251 111V112H250ZM109 112V113H108ZM128 112V113H127ZM143 112L145 113L144 115H143ZM157 112H159V113H157ZM177 112V113H176ZM193 114V116H191L192 114ZM260 112H262V114L260 113ZM20 113V115H18ZM105 113H106V116H105ZM134 113V114H133ZM140 113H142V114H140ZM153 113V114H152ZM172 113V114H171ZM199 113V114H198ZM208 113V114H207ZM241 113V114H240ZM16 114H17V116H18V118L20 119H18L17 117H14V116H16ZM127 114H129V116L127 115ZM138 114H140V115H138ZM170 114V115H169ZM177 114V115H176ZM196 114H198V115H196ZM240 114V115H239ZM245 114V115H244ZM248 114V115H247ZM251 114V115H250ZM104 115V116H103ZM135 115V116H134ZM148 115V116H147ZM190 115V116H189ZM247 115V116H246ZM31 116H32V114H31ZM73 116H75L74 117V119H73ZM85 116V117H84ZM95 116H96V121H95ZM97 116H98V118H97ZM102 116V117H101ZM113 116V118L112 119H110L111 117ZM134 116V117H133ZM139 116V117H138ZM197 116H198V118H197ZM200 116H201V118H200ZM208 118H207V117ZM210 116V117H209ZM250 116H252V117H250ZM86 117H88V118H86ZM94 117V118H93ZM130 117H132V118H134V119H130ZM161 117H162V114H161ZM171 117V118H170ZM206 117V118H205ZM4 117L3 116H0V120L1 121H4V119H3ZM76 118V119H75ZM103 118V119H102ZM136 118V119H135ZM139 118V119H138ZM140 118L142 119V120H140ZM189 118V119H188ZM204 118V119H203ZM15 119V120H14ZM65 119V120H64ZM84 119H87V121L86 120H84ZM101 119V120H100ZM171 119V120H170ZM20 122H18V121ZM68 120L69 121H73L72 122V124L73 125H75V126H78V124L79 123H75V122H77V121H79V120H81V125L84 127H82V129H85V133H87V134H85V133H81L80 131H78L77 129H76V131L74 130L75 129V127L74 128H72V130H73V132H77V134L76 133H73L72 132V130H71V132H70V138L72 139V138H74L73 137V135H75L76 136V138H77V145H76V143H74L73 145H69V144H67V146H66V144H65V140H64V129L66 130V123L68 122ZM99 120V121H98ZM116 122H115V121ZM119 120V119H118ZM129 120H131V123H130V121ZM137 120V121H136ZM191 120V121H190ZM197 120H198V125H195V123L197 122ZM201 122H200V121ZM263 120V121H262ZM17 121V122H16ZM65 121V122H64ZM84 121V122H83ZM92 123H90V122ZM137 123H136V122ZM170 121L172 122V123H170ZM187 121V122H186ZM256 121V122H255ZM99 122V123H98ZM134 122H135V124H134ZM183 124H182V123ZM189 122V123H188ZM191 122V123H190ZM208 122V123H207ZM252 122H255V123H252ZM258 122V123H257ZM57 123V124H56ZM61 125H60V124ZM85 123V125H83ZM87 123V124H86ZM96 123V127H95V125H93V124H95ZM177 123V124H176ZM188 123V124H187ZM202 123V124H201ZM20 126H19V125ZM89 124V125H88ZM112 124V125H111ZM169 124H171V125H169ZM173 124V125H172ZM177 126H176V125ZM181 124H182V126H181ZM186 124H187V126H186ZM58 125H59V127H58ZM87 125V126H86ZM91 125V126H90ZM103 127H102V126ZM109 125V126H108ZM115 126V128H114V126ZM130 125H131V127H130ZM135 125V126H134ZM193 125L196 127L197 126V128L198 129H194V127H193ZM91 127L90 129H88L87 127ZM106 126V127H105ZM108 126V127H107ZM184 126V127H183ZM100 127H102L103 129H100ZM189 127V128H188ZM259 127V126H258ZM21 128V129H20ZM58 128H59V130H61V131H59L58 130ZM61 128V129H60ZM127 128V129H126ZM129 128V129H128ZM176 131H174L173 129ZM178 128V129H177ZM182 128H183V130H182ZM191 128V129H190ZM62 129H63V131H62ZM116 129V130H117ZM126 129V130H125ZM133 129V130H132ZM173 131V133H172V131ZM58 130V131H57ZM88 132H87V131ZM98 130H99V132H98ZM101 130V131H100ZM121 130V131H120ZM123 130H125V131H123ZM193 130V131H192ZM3 131V130H2ZM2 131H0V135L1 134H3V132ZM89 131H90V133L92 132V134H90L89 133ZM193 132V134H194V136H193V134H192V132ZM60 132V133H59ZM80 132V133H79ZM100 132H102V133H100ZM120 132V133H119ZM123 132H126L125 134L123 133ZM182 132H183V135H182ZM189 132V133H188ZM198 132H200V133H198ZM59 133V134H58ZM89 133V134H88ZM103 133H104V136H103ZM191 133V134H190ZM195 133H196V135H195ZM81 134V135H80ZM107 134V135H106ZM108 134H109V136H108ZM185 134V135H184ZM189 134H190V136H189ZM91 136L90 137V139H89V136ZM96 135V136H95ZM111 135V136H110ZM123 135V136H122ZM128 135V136H127ZM172 135H174V136H172ZM187 135H188V138H187ZM80 136V137H79ZM82 136H84L83 137V139L81 138ZM125 136V137H124ZM186 136V137H185ZM198 136V137H197ZM52 137V138H51ZM59 137H60V140L61 139H63L61 142H60V140H59ZM79 137V138H78ZM92 137H93V139H92ZM94 137H96L97 139L95 140V138ZM106 137H108V138H110V140H108V138H106ZM123 137V138H122ZM130 137V138H129ZM189 137H190V140H189ZM87 140H90V141H86V139ZM104 138V139H103ZM173 138V139H172ZM182 138H183V140H182ZM197 138H199V139H197ZM80 139V140H79ZM92 139V140H91ZM106 139V140H105ZM127 139V140H126ZM129 139V140H128ZM131 139V140H130ZM174 139H175V141H174ZM59 140V141H58ZM73 140V139H72ZM124 140L125 142H123V143H120V142H122V141ZM173 140V144H171L172 141ZM83 141V142H82ZM88 143H86V142ZM91 141H92V143H91ZM98 141V142H97ZM110 141V142H109ZM112 141V142H111ZM127 141H129L128 143H127ZM176 141H177V144H176ZM183 141V142H182ZM189 141V142H188ZM194 141H196V143H194ZM44 142V143H43ZM64 142V143H63ZM82 142V143H81ZM94 142V143H93ZM103 142V143H102ZM109 142V143H108ZM171 142V143H170ZM175 142V143H174ZM191 142V143H190ZM54 143V144H53ZM60 143V144H59ZM90 143V144H89ZM106 143V144H105ZM57 144V145H56ZM62 144V145H61ZM63 144H65V145H63ZM93 144V145H92ZM101 144V146H99ZM111 144V145H110ZM117 144V145H116ZM120 144V145H119ZM124 146H123V145ZM187 144H188V146H187ZM195 144V145H194ZM60 145V146H59ZM91 147H90V146ZM122 145V146H121ZM179 145H180V147H179ZM186 145V146H185ZM191 145V146H190ZM192 145H194V146H192ZM68 146H71L72 148L68 151V149L69 148H67ZM81 146V147H80ZM89 147V148H94V146H98V148H96V151H97V154H99V156L98 157H96V158H98V159H96L95 158V162H94V164H95V166H94V168L96 167L97 168V170H95V171H93L92 169H94L93 167L92 168H90V169H87L86 168V164L88 163V159H87V154L88 153H86L87 151H88V149L89 148H87L86 149V147ZM104 146V147H103ZM113 146V147H112ZM117 146L120 148V147H122L121 149H115V148H117ZM174 146V147H173ZM182 146L184 147V148H182ZM50 147V148H49ZM52 147V148H51ZM65 147H66V149H65ZM75 147V148H74ZM136 147V148H135ZM180 148V150H179V148ZM191 149H190V148ZM65 149V151L63 150V149ZM80 148V149H79ZM109 148V149H108ZM135 148V149H134ZM171 148V149H170ZM177 148V149H176ZM57 149V150H56ZM77 149V150H76ZM104 149V150H103ZM106 149V150H105ZM113 149V150H112ZM115 149V150H114ZM136 149L139 151V153H138V151L135 153V151H136ZM143 151H142V150ZM190 149V150H189ZM53 150V151H52ZM74 150H76V151H74ZM80 150V151H79ZM91 150V149H90ZM93 150V149H92ZM91 150V151H92ZM101 152H100V151ZM120 152H119V151ZM149 150V151H148ZM178 150V151H177ZM189 150V151H188ZM63 151V152H62ZM82 151V152H81ZM103 151V152H102ZM112 151V152H111ZM140 151H142V152H140ZM170 151V153L171 154H168V152ZM177 152V154L175 153V152ZM53 152V153H52ZM74 152V153H73ZM77 152V153H76ZM134 152V153H133ZM173 152V153H172ZM189 152H190V154L191 155H189ZM56 153V154H55ZM62 153H64V154H62ZM73 153V154H72ZM75 153H76V155H77V157H75L76 155H75ZM83 153H84V156H83ZM92 153H93V151H92ZM101 153V154H100ZM121 154V155H118V154ZM166 153H167V155H166ZM184 155H183V154ZM188 153V154H187ZM66 154V155H65ZM68 154V155H67ZM81 154V155H80ZM86 154V155H85ZM142 154V156H140ZM144 154V155H143ZM165 154V155H164ZM186 154V155H185ZM55 155V156H54ZM64 155V156H63ZM79 155V156H78ZM106 155H108V156H106ZM137 155H139V156H137ZM160 155H162V156H160ZM172 155H173V157H172ZM175 155V156H174ZM181 155H182V157H181ZM54 156V157H53ZM61 156V157H60ZM71 156H74V157H71ZM84 158H83V157ZM88 156H90V155H88ZM104 156H106V157H104ZM113 156V157H112ZM163 156H165L164 158H165V162L166 163H164V164H161V163H163L164 162V159H163ZM184 156V157H183ZM56 157V158H55ZM80 157V158H79ZM108 157V158H107ZM111 157V158H110ZM140 157V158H139ZM148 157V158H147ZM177 157V159H175V158ZM188 157V158H187ZM68 158V159H67ZM69 158H73L72 160L71 159H69ZM82 158V159H81ZM105 158V159H104ZM135 158V159H134ZM156 158H158V159H156ZM172 158V159H171ZM174 158V159H173ZM42 159V160H41ZM51 159V160H50ZM67 159V160H66ZM81 159V160H80ZM84 159V160H83ZM86 159V160H85ZM100 159V160H99ZM102 159V160H101ZM109 159H111V160H109ZM123 159V160H122ZM125 159V160H124ZM163 159V160H162ZM180 159V160H179ZM56 160V161H55ZM66 160V161H65ZM83 160V161H82ZM97 160V161H96ZM131 161V163H129V161ZM160 160V162H157V163H155L156 161H159ZM162 160V161H161ZM166 160H168V161H166ZM62 163H61V162ZM67 161H69V162H67ZM100 161V162H99ZM178 161V162H177ZM182 161H183V164H182ZM186 163H185V162ZM59 164H58V163ZM66 162V163H65ZM76 162H78V163H76ZM81 162V163H80ZM83 162V163H82ZM105 162V163H104ZM107 162V163H106ZM174 162H175V164H174ZM181 162V163H180ZM42 163H44V161L42 162ZM42 163H41V165H42ZM64 163V164H63ZM76 163V164H75ZM84 163H85V165L86 166H83L84 165ZM97 163V164H96ZM161 165H160V164ZM178 163V164H177ZM180 163V164H179ZM62 164V165H61ZM65 164H68V165H65ZM172 165H173V167H172ZM186 165V166H185ZM80 166V167H79ZM175 166V167H174ZM178 166V167H177ZM44 166L43 167H41V169L42 170H44L43 168H45ZM68 167V168H67ZM83 167V168H82ZM58 168V169H59ZM115 169L114 171H113V169ZM174 168V169H173ZM77 169V170H76ZM81 169H83V170H81ZM85 169H87V170H85ZM180 170H182V171H180ZM245 170H247L246 172H247V174H248V178L246 179V184H242V187H243V189H242V187H241V189H242V191L245 193V194H249L248 196L249 197H251V198H256V200L257 201H262V202H264V168L263 169H261L260 171H258V172H254V170L253 171H251V173L249 172L250 170H248V168H246ZM69 172H71V174H69ZM99 172V173H98ZM118 172V173H117ZM168 172V173H167ZM253 172V173H252ZM75 173H82V174H80V175H78V174H75ZM176 173V174H175ZM178 173V174H177ZM258 173V174H257ZM75 174V175H74ZM86 174V175H85ZM99 174V175H98ZM173 174H174V176H173ZM252 174H254L253 175V177L254 176H256L255 178H253L252 177ZM46 175V174H45ZM71 175V176H70ZM77 175V176H76ZM85 177H84V176ZM120 175V176H119ZM171 175V176H170ZM179 175V176H178ZM261 175V176H260ZM44 175H41V177H43ZM70 176V177H69ZM81 176L83 177V179L81 178ZM87 176L88 177H90V178H87ZM98 176V177H97ZM112 176V177H111ZM120 178H119V177ZM170 176V177H169ZM259 176V177H258ZM53 177H55V178H53ZM63 177H64V179H66V181L63 179ZM66 177V178H65ZM73 177V178H72ZM76 178V181L74 182V180H75V178ZM95 179H94V178ZM105 178V180H104V178ZM107 177V178H106ZM166 177H168V178H166ZM173 177H175V178H173ZM177 177V178H176ZM253 178V180H252V178ZM51 178H53L52 180H51ZM77 178H80L81 180H78ZM92 178V179H91ZM103 178V179H102ZM119 178V179H118ZM164 178H166V179H164ZM173 178V179H172ZM221 178H224V177H221ZM61 179V180H60ZM67 179H69V181L70 182H68V183H66L68 180ZM71 179V180H70ZM73 179V180H72ZM86 180V182H84L85 180ZM90 179V180H89ZM112 179L113 181H112V183L110 182V180ZM126 179V180H125ZM154 179V180H153ZM170 179H172V180H170ZM185 179V178H184ZM248 179H251V181L249 182V180ZM49 180L51 181V182H49ZM78 180V181H77ZM88 180L89 181H93V183H92V181H91V183H88ZM121 181L120 183L119 182H117V184L115 183L116 181ZM167 180V181H166ZM170 180V181H169ZM248 180V181H247ZM60 181H62V183L60 182ZM81 181V182H80ZM94 181H95V183H94ZM124 181V182H123ZM74 182V183H73ZM79 182V183H78ZM84 182V183H83ZM103 182V183H102ZM113 182H114V184L116 185H114L113 184ZM123 182V183H122ZM161 182V183H160ZM167 182H170L169 184H167ZM174 182V183H173ZM184 182V183H183ZM47 183V184H46ZM50 183V184H49ZM55 183V184H54ZM65 183V184H64ZM69 183H71L72 185H74V187L70 184V186H72L71 188H69L70 186H68L69 185ZM80 183H83L85 186H83L82 184H80ZM88 183V184H87ZM158 183H160V184H158ZM254 183V184H253ZM80 184V185H79ZM87 184V185H86ZM96 184H97V186H96ZM101 184V186L102 187H100L99 185ZM158 184V185H157ZM172 184V185H171ZM174 184V185H173ZM50 185V186H49ZM52 185H53V187L54 188H52ZM55 185H56V187H55ZM59 187H58V186ZM82 185V186H81ZM89 185V186H88ZM91 185V186H90ZM94 185V186H93ZM104 185V186H103ZM109 185H113L112 187H108ZM161 185V186H160ZM169 186L171 189H169L168 187H166V186ZM183 185V186H182ZM251 185V186H250ZM65 186V187H64ZM68 188H67V187ZM77 186V187H76ZM93 186V187H92ZM157 186V187H156ZM171 186H173V187H171ZM254 188H253V187ZM52 189H51V188ZM64 187V188H63ZM117 187V188H116ZM164 187H166V188H163ZM58 189L59 191H61L62 192V194H61V192L60 193H58V190H56V189ZM74 188V189H73ZM76 188H78V189H76ZM93 188H97V189H94L93 190ZM181 188L183 189L182 191H181ZM244 188H245V190H244ZM51 189V190H50ZM57 191V193L54 191ZM60 189H62V190H60ZM85 191H83V190ZM88 189V190H87ZM119 189V190H118ZM127 189V190H126ZM163 189V190H162ZM250 189V190H249ZM253 189V190H252ZM71 190H73V191H71ZM77 190H78V192H77ZM89 190H90V192L91 191H93V192H89ZM118 190V191H117ZM169 190H171V191H169ZM174 190V191H173ZM65 191H67V192H65ZM101 191V192H100ZM109 191V192H108ZM112 191V192H111ZM122 191V192H121ZM125 191H128V192H125ZM159 191V192H158ZM164 191V192H163ZM167 191H169V192H167ZM64 192H65V194H64ZM74 192V193H73ZM82 192H83V194H82ZM100 192V193H99ZM114 192V194L112 195V193ZM115 192H117V193H115ZM125 192V193H124ZM156 192H157V194H156ZM166 192V193H165ZM250 192V193H249ZM263 192V193H262ZM55 193V194H54ZM66 193H67V195H66ZM79 193V194H78ZM80 193H81V195H80ZM86 193V194H85ZM98 194V195H94V194ZM103 193V195H101ZM108 193V194H107ZM111 193V194H110ZM123 193H124V195H126L128 198V200H129V198H130V203L128 202V200L126 199V201L124 200L125 198H126V196H124L123 195ZM172 193V194H171ZM251 193H252V196H250L251 195ZM255 193H257V194H255ZM57 194V195H56ZM70 196H69V195ZM128 194V195H127ZM138 194V195H137ZM167 194H169V196L167 195ZM263 194V195H262ZM62 195V196H61ZM63 195H64V197H63ZM67 197H66V196ZM80 195V196H79ZM84 195V196H83ZM86 195H87V198H86ZM95 196V197H93V196ZM119 199V200H115L114 199V197L115 196ZM119 195H121V196H119ZM123 195V196H122ZM136 197H135V196ZM164 195V197H162ZM255 195V196H254ZM262 195V196H261ZM59 196V197H58ZM75 197L74 199H73V197ZM92 196V197H91ZM98 196V197H97ZM106 196V197H105ZM111 196V197H110ZM131 196H133L132 198H133V200L135 201H133L132 200V198H131ZM159 196V197H158ZM254 196V197H253ZM66 197V198H65ZM82 197V198H81ZM91 197V198H90ZM105 197V198H104ZM110 197V198H109ZM125 197V198H124ZM143 197V198H142ZM154 197H156L157 198V200H155L156 198H154ZM79 198V199H78ZM93 198V199H92ZM98 198V199H97ZM103 198V199H102ZM135 198V199H134ZM166 198V199H165ZM261 198V199H260ZM81 199V200H80ZM93 200V201H89V200ZM95 199H96V201H95ZM102 201H100V200ZM111 199H113V200H111ZM123 199V201H121ZM151 199H154V202H152L153 200H151ZM98 200H99V203H98ZM136 200H137V202H136ZM142 200V201H141ZM161 201V202H159V201ZM164 200V201H163ZM95 201V202H94ZM106 201V202H105ZM111 201V202H110ZM125 201V202H124ZM132 201V202H131ZM166 201V202H165ZM91 204H89V203ZM93 202V203H92ZM105 202V203H104ZM145 204H144V203ZM149 202V203H148ZM152 204H151V203ZM103 203V204H102ZM113 203V204H112ZM127 203V204H126ZM131 204V206L129 205V204ZM135 205V207H134V205ZM135 203H137V204H135ZM141 203H142V205H141ZM158 203V204H157ZM161 203H162V205H161ZM97 204V205H96ZM109 204V205H108ZM114 204H115V206H117V207H115L114 206ZM117 204V205H116ZM121 204V205H120ZM144 204V205H143ZM149 204H151V206H149ZM87 205V206H86ZM95 205V206H94ZM102 205V206H101ZM103 205L107 208H105V207H103ZM118 205L120 206L119 208H118ZM161 207H160V206ZM88 206H90V207H88ZM96 206H98L97 207V209H96ZM112 206V207H111ZM126 206V207H125ZM139 206V207H138ZM144 206V207H143ZM95 207V208H94ZM132 208V210H131V208ZM149 207H151V208H149ZM159 207V208H158ZM102 208H103V211H102ZM113 208H114V210H113ZM116 208H118V209H116ZM121 208V209H120ZM124 208V209H123ZM125 208H126V210H125ZM130 208V209H129ZM138 208V209H137ZM143 208V209H142ZM121 210V211H115V210ZM137 209V210H136ZM148 209H150V211L148 210ZM172 209V210H171ZM97 210V211H96ZM100 210V211H99ZM112 210H113V212H114V214H113V212H112ZM131 210V211H130ZM138 210H141V212L144 214V213H146V215H148L147 217L145 216V214H144V216H141L142 214H141V212L139 211L138 212ZM146 210H147V212H146ZM123 211V212H122ZM125 211V212H124ZM152 211V212H151ZM101 212V213H100ZM109 212V213H108ZM117 213V215H116V213ZM119 212H121V213H119ZM128 214H130V215H127V213ZM131 212V213H130ZM136 212H138V213H136ZM149 212H150V214H149ZM163 212V213H162ZM28 213V212H27ZM30 213V212H29ZM111 213V214H110ZM125 213H126V215H125ZM133 213V214H132ZM139 213L141 214V215H139ZM153 213V214H152ZM119 214H123L122 216L121 215H119ZM36 215H39V214H36ZM104 215V216H103ZM111 215H114V216H111ZM132 215V216H131ZM155 215V216H154ZM40 216V215H39ZM117 216V217H116ZM118 216H119V220H118ZM126 216L129 218V219H125L126 218ZM136 216V217H135ZM139 216H141V217H143V218H145V219H143V218H139ZM123 218V220H126V221H123L122 220V218ZM131 217H132V219H131ZM138 217V218H137ZM112 218V219H111ZM113 218H114V220H113ZM135 218H137V220H133V219H135ZM101 219V220H100ZM116 219H117V221H116ZM130 222H129V221ZM140 220V221H139ZM146 220H148V221H146ZM106 221V222H105ZM121 221H122V223H121ZM129 222V224H128V222ZM137 221H139V222H137ZM142 221V222H141ZM144 221H145V223L146 224H144ZM150 221V222H149ZM153 221V222H152ZM109 222V223H108ZM125 222H127V223H125ZM137 224V226H136V224ZM139 223V224H138ZM117 224H119V225H117ZM123 224V225H122ZM143 224V225H142ZM133 225V226H132ZM140 225V226H139ZM141 225H142V228H140L141 227ZM146 225V226H145ZM149 225V226H148ZM153 225H157V227L155 226H153ZM118 226V227H117ZM144 226H145V228H144ZM148 226V227H147ZM109 227V228H108ZM113 227V228H112ZM115 227V228H114ZM121 227V228H120ZM132 227V228H131ZM134 227V228H133ZM136 227H138L139 228V230H138V228L136 229ZM151 227H153L152 229H151ZM128 228V229H127ZM154 228H155V231H154ZM1 229V228H0ZM148 229H149V231H151V232H148ZM144 230H145V232H144ZM2 231V232H1ZM6 231H3L2 229L0 230V264H25L26 263V261H27V257L25 256L26 255V252L28 253V250L30 251V247H31V245H32V247H31V250L33 249L34 251H35V249L37 250V248H36V246L37 247H41V245H37V243L38 242H36L35 241V239L33 238H31V240H33V241H35V243L34 242H32L30 239H27L28 241L30 240V244L28 243V241H24V240H19L20 241V243H19V241L18 240H15V239H13L12 237H9L8 235H7V233H5ZM119 232V233H120ZM147 232V233H146ZM153 232V233H152ZM2 233H3V235H4V238L2 237L3 235H2ZM146 233V234H145ZM152 233V234H151ZM138 234V235H137ZM146 236H144V235ZM148 234V235H147ZM149 234H151L152 236H150ZM156 234V235H155ZM144 237H143V236ZM149 236V237H148ZM140 237V238H139ZM155 239H153V238ZM2 238H3V240H2ZM11 239V240H10ZM141 239V240H140ZM160 239V240H159ZM150 240V241H149ZM151 240H153V241H151ZM8 241V242H7ZM158 241V242H157ZM24 243V242H26L24 245L22 244L21 245V243ZM155 242H156V244H155ZM161 242H162V245H161ZM163 242H164V244L165 245H163ZM15 243V244H14ZM148 243V244H149ZM16 244L18 245V244H20L19 246H16ZM28 244V245H27ZM35 244V245H34ZM136 244L137 245H139L138 244V242H137V240H136ZM158 244V245H157ZM169 245V247L167 246V245ZM29 246V247H27V246ZM23 246V249L25 248V247H27L26 248V250L24 249V250H22V248H20V247H22ZM17 247H19V248H17ZM163 247H165V249L163 248ZM172 249V250H170L169 251V249ZM19 249H21V250H19ZM41 249V248H40ZM155 249V250H154ZM162 249V250H161ZM176 250L177 252H174L173 250ZM33 250H32V252H33ZM19 251V252H18ZM21 251V252H20ZM168 251V252H167ZM171 251L173 252V253H175L176 255H174L173 253H171ZM25 252V253H24ZM36 252V251H35ZM153 252H154V254H153ZM160 252V253H159ZM23 255H22V254ZM37 253V252H36ZM156 253V254H155ZM166 253H167V255H166ZM180 253V254H179ZM150 254V255H151ZM160 254V255H159ZM168 254H170L169 256H168ZM53 255V254H52ZM157 257H156V256ZM159 255V256H158ZM161 255H162V257H161ZM53 256H55L54 258L55 259H58V256L59 255H53ZM153 256H155V257H153ZM171 256V257H170ZM177 257V259H176V257ZM26 257V258H25ZM164 257V258H163ZM181 257V258H180ZM59 258L61 259V258H64L63 256L62 257H60L59 256ZM159 258H162L163 259V261H162V259H160L159 260ZM172 258V259H171ZM175 260H174V259ZM59 259V260H60ZM68 259V261H66V260ZM72 259H73V264H78V262H79V264H80V262L81 261H79L78 259L77 260H74V259H76V258H74V257H72V258H70V257H66V258H64L62 261H61V264H63V262H64V260H65V262H64V264H69V263H71L70 261H72ZM181 259V260H180ZM70 260V261H69ZM173 260V261H172ZM77 261V262H76ZM155 261V262H154ZM161 262V263H160ZM175 262H177V263H175ZM181 262V263H180ZM71 263V264H72ZM81 264H82V262H81ZM108 264V263H107ZM121 264V263H120Z\"/></svg>",
	"mask_w": 264,
	"mask_h": 264
}]
</instances>
